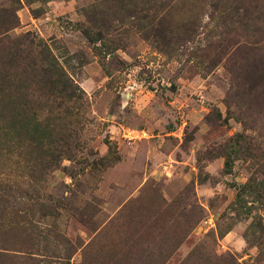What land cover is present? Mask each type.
Here are the masks:
<instances>
[{
    "label": "rangeland",
    "instance_id": "374dc122",
    "mask_svg": "<svg viewBox=\"0 0 264 264\" xmlns=\"http://www.w3.org/2000/svg\"><path fill=\"white\" fill-rule=\"evenodd\" d=\"M92 1L14 4L12 35L72 55L87 120L66 124L83 147L36 182L21 158L0 159L3 188L19 175L31 188L26 206L0 209V264H264V187L251 192L264 182V85L232 102L224 63L202 78L135 34L109 53L83 33Z\"/></svg>",
    "mask_w": 264,
    "mask_h": 264
},
{
    "label": "trees",
    "instance_id": "16d2710c",
    "mask_svg": "<svg viewBox=\"0 0 264 264\" xmlns=\"http://www.w3.org/2000/svg\"><path fill=\"white\" fill-rule=\"evenodd\" d=\"M51 1L13 0L9 9H0V159L21 158L35 182L36 174L83 147L79 132L66 124L87 120L86 93L70 72L68 50L30 32L11 34L18 27L14 4ZM81 13L86 39L109 53L135 34L167 60L190 64L202 78L224 63L232 102L264 85V0H93ZM22 179L9 191L0 183V209L27 205L30 181ZM261 187L263 181L251 192Z\"/></svg>",
    "mask_w": 264,
    "mask_h": 264
}]
</instances>
